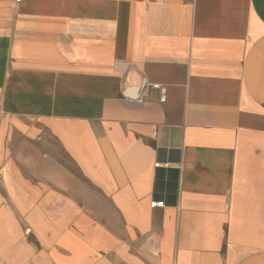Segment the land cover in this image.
I'll return each instance as SVG.
<instances>
[{"label": "crops", "instance_id": "crops-1", "mask_svg": "<svg viewBox=\"0 0 264 264\" xmlns=\"http://www.w3.org/2000/svg\"><path fill=\"white\" fill-rule=\"evenodd\" d=\"M0 264H264V0H0Z\"/></svg>", "mask_w": 264, "mask_h": 264}, {"label": "built area", "instance_id": "built-area-1", "mask_svg": "<svg viewBox=\"0 0 264 264\" xmlns=\"http://www.w3.org/2000/svg\"><path fill=\"white\" fill-rule=\"evenodd\" d=\"M152 206H153V207H159V206L162 207V206H164V202H163V201H161V202H153V203H152Z\"/></svg>", "mask_w": 264, "mask_h": 264}]
</instances>
